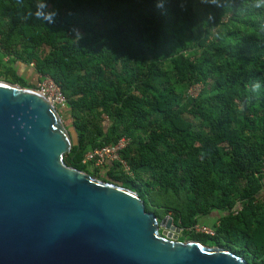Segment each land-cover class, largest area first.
Masks as SVG:
<instances>
[{
    "label": "trees",
    "instance_id": "obj_1",
    "mask_svg": "<svg viewBox=\"0 0 264 264\" xmlns=\"http://www.w3.org/2000/svg\"><path fill=\"white\" fill-rule=\"evenodd\" d=\"M156 4L0 0V81L35 89L19 62L62 90L68 167L136 193L178 241L264 264V0ZM51 11V23L29 15ZM124 138L129 173L83 164ZM215 213L214 235L193 231Z\"/></svg>",
    "mask_w": 264,
    "mask_h": 264
},
{
    "label": "water",
    "instance_id": "obj_2",
    "mask_svg": "<svg viewBox=\"0 0 264 264\" xmlns=\"http://www.w3.org/2000/svg\"><path fill=\"white\" fill-rule=\"evenodd\" d=\"M71 150L51 103L0 81V264H249L178 241L136 193L68 167Z\"/></svg>",
    "mask_w": 264,
    "mask_h": 264
},
{
    "label": "built area",
    "instance_id": "obj_3",
    "mask_svg": "<svg viewBox=\"0 0 264 264\" xmlns=\"http://www.w3.org/2000/svg\"><path fill=\"white\" fill-rule=\"evenodd\" d=\"M35 91L39 96L51 103V105H53L57 111L66 109L67 99L62 93V90L52 80H42L38 83ZM129 145L130 141L124 138L113 147H104L92 151L85 156L83 164L86 166L94 164L96 168L100 170H106L107 168L105 167L107 165L119 163L123 166L124 170L129 173L130 168L121 158L122 152H124L129 147ZM192 229L193 231L196 230L197 232L207 235H214V231L205 226L201 227L200 229L198 225H196Z\"/></svg>",
    "mask_w": 264,
    "mask_h": 264
},
{
    "label": "rangeland",
    "instance_id": "obj_4",
    "mask_svg": "<svg viewBox=\"0 0 264 264\" xmlns=\"http://www.w3.org/2000/svg\"><path fill=\"white\" fill-rule=\"evenodd\" d=\"M21 68H25V69H26V67H25L22 63H19V62H18V63H15V64L13 65V69L17 72V74L20 75V76L22 77L23 80H27V81H28L29 78H30V76H31V74H32V72L29 71V70H31V69H30V68H29V70L27 69V70H26V74H25V76H22V75H21ZM34 75H35V74H34ZM29 82H30L31 84H34V85H35V89H33V90H36V87L38 86L37 79H36V80L31 79ZM198 90H199V88L196 87V88L192 89L189 93L192 94V95L194 96V95L197 94ZM64 110H65L66 112H64ZM58 112L61 114V118H62V120H63V123H64L65 126L67 127V126L70 124V120L66 118V115L69 113L68 109H67V108H66V109H63V112H62L61 110H59ZM63 118H64V119H63ZM88 170H89V171H92V170H93V167L88 166ZM107 172H108V169H106V170H99V173H100L99 175H101V176H105V174H106ZM167 217H169V216H167ZM215 217H217V213L211 215L209 218H203V219H201V220H200V223H199V225H198V227H199L200 229H201V227H203V226L208 227L207 224H211L212 221L215 220ZM208 228H209V227H208ZM162 231H163V229H160V232H162ZM194 232H197V231L194 230ZM181 234H182V230L180 229L179 232L175 234L176 237H177V239L181 236Z\"/></svg>",
    "mask_w": 264,
    "mask_h": 264
},
{
    "label": "clouds",
    "instance_id": "obj_5",
    "mask_svg": "<svg viewBox=\"0 0 264 264\" xmlns=\"http://www.w3.org/2000/svg\"><path fill=\"white\" fill-rule=\"evenodd\" d=\"M40 8H44L46 5L44 3H40L38 5ZM156 6L158 8H163V0H157V4ZM257 7H264V6H261V5H256ZM30 16L34 15L38 20H40L41 16H43V19L44 20H47L49 23L52 22L53 20V17L56 15V12L55 11H51L49 12L47 15H44L42 12H35V13H29Z\"/></svg>",
    "mask_w": 264,
    "mask_h": 264
},
{
    "label": "crops",
    "instance_id": "obj_6",
    "mask_svg": "<svg viewBox=\"0 0 264 264\" xmlns=\"http://www.w3.org/2000/svg\"><path fill=\"white\" fill-rule=\"evenodd\" d=\"M8 59L6 58L5 59V61H7ZM26 67V66H25ZM29 68L30 67H26V69L25 68H21V75L22 76H25V74H26V70L28 69L29 70ZM31 70H29V71H31L32 72V74H31V76H30V78H29V80L27 81V80H24V81H26V82H28V83H30L29 81L31 80V79H34V80H36L37 78H36V75H34L35 73H34V71H33V69L32 68H30ZM20 76V75H19ZM21 77V76H20ZM22 78V77H21ZM37 81H38V79H37ZM62 112H63V110H62ZM64 112H66L65 110H64ZM66 118L67 119H70V113H68L67 115H66ZM64 119V118H63Z\"/></svg>",
    "mask_w": 264,
    "mask_h": 264
}]
</instances>
